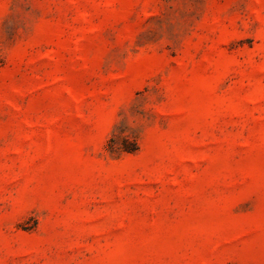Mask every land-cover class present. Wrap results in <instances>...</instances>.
I'll return each instance as SVG.
<instances>
[{"label": "rangeland", "instance_id": "rangeland-1", "mask_svg": "<svg viewBox=\"0 0 264 264\" xmlns=\"http://www.w3.org/2000/svg\"><path fill=\"white\" fill-rule=\"evenodd\" d=\"M0 264H264V0H0Z\"/></svg>", "mask_w": 264, "mask_h": 264}]
</instances>
